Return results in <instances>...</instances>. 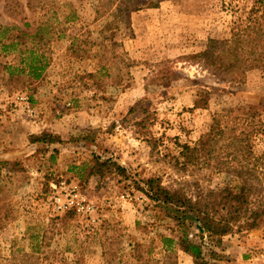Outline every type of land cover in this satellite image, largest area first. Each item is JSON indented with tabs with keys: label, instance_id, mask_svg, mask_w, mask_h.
<instances>
[{
	"label": "rangeland",
	"instance_id": "rangeland-1",
	"mask_svg": "<svg viewBox=\"0 0 264 264\" xmlns=\"http://www.w3.org/2000/svg\"><path fill=\"white\" fill-rule=\"evenodd\" d=\"M145 3L127 25L96 17V0H48L35 11L23 4L17 17L0 0V31L51 27L37 42L46 63L39 78L9 81L0 73V264H26L35 236L42 256L82 264H135L128 252L136 242L151 245L161 264H194L181 250H161L159 235H169L174 221L139 190L142 180L220 189L232 182L228 168L245 164L264 189V71L232 83L198 58L209 39L264 23V0ZM18 55L0 51V63L17 65ZM239 106L220 117L226 131L213 144L217 160L185 172L182 145L196 143L222 109ZM41 133L53 142L31 143ZM95 159L124 171L89 174ZM222 239V257L210 263L264 264V219Z\"/></svg>",
	"mask_w": 264,
	"mask_h": 264
},
{
	"label": "trees",
	"instance_id": "trees-1",
	"mask_svg": "<svg viewBox=\"0 0 264 264\" xmlns=\"http://www.w3.org/2000/svg\"><path fill=\"white\" fill-rule=\"evenodd\" d=\"M1 1H3L4 13L10 17H17L19 8L23 4L29 11H35L44 7L48 0H24L23 4L22 0ZM145 2L146 0H96L95 14L96 17L110 15L128 25L130 13L144 7ZM23 25L28 27L30 23L25 19ZM50 28L48 25L44 33L43 28L28 32L14 24L2 27L0 51L6 53L10 49L18 50L19 55L17 65L0 63V73L6 74L9 81L18 80L21 76L28 80L39 78L46 63L37 42L48 37ZM14 29L17 33L8 34ZM29 42L32 43L31 47H27ZM21 45L24 49L18 48ZM198 58L201 60L200 63L213 74L232 83L243 82L246 73L252 69L264 71V23L253 21L232 32L229 38L209 39L206 48L198 54ZM105 68L101 66L98 70L101 72ZM108 70L107 68L106 71ZM241 108L243 107L222 109L225 113L214 117L208 130L196 143L182 145L185 172L190 167L207 165L209 160H217L213 153V144L216 140H220L226 131L220 124V117L239 111ZM229 137L230 142L242 139L237 136L229 135ZM30 141L52 143L53 138L47 133H41L38 136H31ZM246 152H250V146ZM109 166L124 171L123 167L110 159L107 161L95 159L90 166L89 174H101L102 168ZM215 168L220 170V165H216ZM228 170L233 177L232 182L220 189L200 185L195 180L179 182L177 187L163 185L159 177L152 176L142 180L139 190L153 201L155 207L164 212L165 217L174 221L169 235H159L162 251L181 250L192 257L194 264H214L210 263V260H220L224 252L223 236L240 232L242 229L256 228L264 219V189L262 185L253 182L254 172L245 164H239V167ZM4 186L6 185L0 183V192ZM32 239L30 252L24 253L26 264H58L56 261L59 254L47 252L42 256L38 249V236ZM205 250L208 252V257ZM128 255L129 258L134 259L135 264H161L160 257L153 255L151 245L144 242L133 243ZM59 258H61L59 264H82L78 258L70 261L64 257Z\"/></svg>",
	"mask_w": 264,
	"mask_h": 264
},
{
	"label": "built area",
	"instance_id": "built-area-1",
	"mask_svg": "<svg viewBox=\"0 0 264 264\" xmlns=\"http://www.w3.org/2000/svg\"><path fill=\"white\" fill-rule=\"evenodd\" d=\"M72 203H73V201H71ZM70 206H72V205H70ZM60 209H62L63 207H66L65 205H59L58 206ZM67 208V207H66Z\"/></svg>",
	"mask_w": 264,
	"mask_h": 264
}]
</instances>
